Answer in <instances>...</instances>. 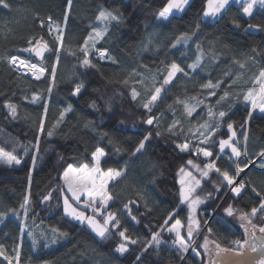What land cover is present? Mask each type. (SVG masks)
Here are the masks:
<instances>
[{
    "label": "trees",
    "instance_id": "16d2710c",
    "mask_svg": "<svg viewBox=\"0 0 264 264\" xmlns=\"http://www.w3.org/2000/svg\"><path fill=\"white\" fill-rule=\"evenodd\" d=\"M5 2L9 7L0 4V149L21 163H0V252L4 256L0 264L17 259V252L18 264H203L204 255L198 248L203 236L229 248L232 241L245 238L225 209L231 206L237 213H250L259 206L257 192L264 194V168L248 165L264 151V113L254 111L248 119L251 105L242 99L248 88L257 86L252 81L264 69V8L255 5L248 17L243 15V4L231 3L222 16L204 20L205 0H190L180 14L158 20L168 0ZM101 11L120 17L105 21L106 31L95 45L97 51L107 49L115 63L101 61L89 51L92 66L84 67L82 46L102 21L97 19ZM49 18L61 27L62 44L48 35ZM249 24L261 27L249 29ZM36 41L46 42L52 51L40 62L46 70L40 79L18 73L9 63L11 56L34 59L31 52ZM58 46L59 53L55 51ZM173 62L184 72L164 86L151 112L157 120L147 125L144 121L149 113L142 107L143 98L163 83ZM193 64L195 69L189 67ZM210 81L214 85L220 82V86L203 87ZM78 85H82L80 93L74 96ZM133 89L140 94L135 101ZM34 95L39 98L36 102ZM183 102L195 106L191 116ZM93 103L95 107L90 106ZM7 105L15 106V116ZM69 106L71 111H65ZM220 111L226 113L223 119ZM61 112L65 113L63 119ZM205 123L216 131L206 143H200L204 139L200 126ZM228 123L233 124L234 141L245 154L238 160L246 168L243 178L247 180L239 196L232 194L231 186L215 169L202 175L210 162L235 174L236 159L219 149V141L231 135ZM170 125L175 134L169 132ZM157 132L162 134L157 136ZM149 134L144 149L133 155ZM184 143L189 149L182 152L176 145ZM97 148L104 153L100 167L121 173L108 185L112 199L102 211L116 213L121 221L119 231L126 229L130 240L137 241L127 242L122 254L116 248L123 240L111 225L106 236L98 238L63 213L64 169L68 164L91 166ZM199 149L213 155L204 157L197 154ZM263 164L255 161L258 167ZM181 169L189 170L199 181L195 193L203 201L198 207L203 229L194 245L199 260L189 254L184 257L175 245L168 231L174 219L164 223L174 214L187 238L186 209L180 202L178 184ZM49 193L51 198L45 201ZM25 207L29 209L26 222L32 224L29 237L21 232L19 222ZM98 219L103 217L98 215ZM252 220L263 226V213ZM208 228L213 231L209 233ZM153 232L159 234L158 242L152 241Z\"/></svg>",
    "mask_w": 264,
    "mask_h": 264
},
{
    "label": "snow or ice",
    "instance_id": "6c2138e0",
    "mask_svg": "<svg viewBox=\"0 0 264 264\" xmlns=\"http://www.w3.org/2000/svg\"><path fill=\"white\" fill-rule=\"evenodd\" d=\"M69 3H71V0H69ZM231 3V0H205L204 8H203V15L204 17H219L222 16L223 12L226 10V7L229 6ZM237 4L242 3L243 8L242 12L244 16L250 17L253 13V8L256 4H259L261 8H264V0H236ZM0 4L3 5V7L7 8L9 5L5 2V0H0ZM190 4V0H168L167 4L163 7L162 11H160L159 16L164 18L165 20L168 19L169 13H172L173 10L176 11H184L185 7ZM98 20H106V21H118L120 17L117 14H114L112 12H105L101 11L99 12L97 16ZM51 20V18H49ZM234 24L237 28L240 27L239 23H236L234 21ZM51 29V24L49 25ZM261 26L259 25H252L249 24L248 28L253 29L257 28L259 29ZM57 32L58 35L55 37L57 41H59L62 44V37L63 33L59 30L57 26ZM93 32L95 34V38H91V45L92 47H95L97 40L103 38L104 33L101 31H96L93 29ZM189 37L185 36L184 39H188ZM89 40L90 38H86L84 41V45L82 46V52L85 57V59L82 61V65L84 67H91L92 63L89 57ZM179 42V41H178ZM36 43L39 45L41 42L36 41ZM48 45L45 42L42 46L41 51H37L36 54L39 56L42 54V51H47ZM61 48L58 46L55 51L59 53ZM99 57L101 59H112L107 54V49H100L98 50ZM115 63V61L113 60ZM9 63L12 65H16L17 63V57H11L9 60ZM19 64L26 66L27 70L32 73V75L36 79H40V76L43 75L45 72V68L43 66H38L34 63H29L24 60H19ZM243 67V65H241ZM190 68L195 69L196 65H189ZM56 71V65L54 64L52 66V73L53 77L55 75ZM184 72V69L180 67L179 64L176 62H173L169 68L167 69V75L163 78V83L159 87H155L154 91H150V93H146L145 97L143 98L142 107L149 113L148 118L144 121L147 125H153L154 121L157 120V117H154L151 115L153 106L157 102V100L160 98L161 92L165 85H169L173 78L176 76L177 73ZM253 85H259V90L255 87H250L247 89L246 92H244L243 100L246 103H250L251 107L248 109V119H251L253 113L255 110L259 109L261 113H264V69H262L258 76L255 77V79L252 81ZM220 86V82H217L215 85L211 83V81L203 85L205 88H213ZM82 85H78L76 89L73 91V95H78L80 93ZM49 91H51V88H49ZM210 95H214V93H209ZM229 94L227 92L224 93V97H227ZM140 94L137 92L136 89H133L131 91V97L135 101L138 99ZM222 97L221 99H223ZM39 98L37 96H33L32 100L33 102H36ZM177 103H182L181 101L177 100ZM184 103L185 111L187 112L188 116H191L192 113L195 111L194 105H189L186 102ZM91 107H95V103L90 105ZM7 107L10 109V115L15 116L16 108L14 105H7ZM65 111H71V106H69L68 109ZM64 112H61L60 117L63 119ZM211 115V113H210ZM219 117L223 119L226 116V113L224 111H220L218 113ZM176 122H174L175 125ZM247 123V120L245 121ZM174 125L169 126V132L172 134L174 133ZM203 131L200 132V135L204 137L203 140L200 141V143H206L207 140L215 133L216 128L213 126H210L209 124L205 123L200 126ZM228 131L231 133V135L228 137V139H221L219 141V149L221 153L225 152V149H230L231 156L232 157H239L241 155V152L239 148L237 147L236 143L233 142V138L235 137V132L233 131V124L228 123L227 124ZM44 130V120L41 119L40 121V131L42 132ZM162 133L157 132V136H160ZM48 135L51 136L52 132L49 131ZM38 139L37 138V151H38ZM150 139L149 136H145L142 140H140L138 146L135 148L133 155L136 153H139L142 149H144L146 142ZM177 148L180 149V151H187L189 149V144H177ZM202 151L204 157H211L213 155L212 152L207 150L199 149L198 153ZM103 150L97 148L94 153H92V161L94 162L91 166L88 163L81 164L77 167H74L72 164H68V166L64 169L63 175L61 177L64 186L67 189V193L61 189V194L63 196V204H64V213L67 216L72 217L74 220L80 221L81 223L87 222V225L91 228V230L99 237L104 238L106 234L109 231V225H111V228L118 230L119 236L121 239L125 242H129L132 244L137 243L136 240H130V237L126 234V229L123 231H119V226L121 224L120 219L118 218L116 213L109 212L107 216H103V211L106 210L108 206V202L112 199V197L109 195L108 192V185L109 182L114 180L116 177H119L121 173L119 171H115L113 169H107L106 171L103 170L100 167V157L103 156ZM261 156H264V151L260 153ZM36 157H33V162L35 163ZM0 160H3L4 162L8 164L16 163L20 164L21 161L16 158V156L12 155L11 153H7L0 149ZM189 164L192 163L191 160L188 161ZM244 167H247L245 165ZM215 169V171L223 177V181L227 182L228 186H231V191L236 196H239L241 194V190L245 187V183L241 181L239 184L235 183L236 176H238L244 169L240 167L239 164H237L235 169V174L232 175L229 173L228 170H221L220 168L216 167L214 162H210L205 165V171L202 173V175L207 176L208 171ZM181 172H183V169H181ZM190 175V174H189ZM181 183V189H180V202L181 204L187 203L188 205V229H187V239H191L194 235V232H198L200 229V221L195 218V213L197 207L203 202L198 197L193 199L191 198L192 192L195 189V186L199 184V181H195L194 184H187L185 181H180ZM220 189L217 188V191ZM253 191H256L255 188H253ZM70 194V195H69ZM258 196H261L259 206H254L251 208L250 213L244 212L240 214V220L242 223L240 224V227L244 229L245 238L243 240H235L232 241L233 247H222L219 242L211 241V243L215 244V255L212 258L211 264H264V236H257L255 232L253 231L251 234H249V226H251L252 229H255L257 227L256 224L253 223L252 218L256 217L260 213H264V194H261L257 192ZM85 197L84 199V207L85 208H91L94 215L93 216H86L84 212L79 211L76 207L73 206L72 202H75L76 204H79L81 202V197ZM51 193L44 196V200H50ZM28 196H25L24 198V204L28 203ZM21 207H24L22 204ZM225 213L227 216H232L233 209L231 206L225 209ZM96 215L103 216V224H100L99 221L95 218ZM130 215V212H129ZM133 220H135V217H132ZM174 219V223L171 224V227L168 228L169 232H174L176 235V245L181 253H186L189 251V244L186 243L185 238L181 235L180 229L183 227L182 222L180 219H175L174 214H169L168 219L165 220V225L169 224L170 221ZM207 224V221L204 222ZM55 231V230H54ZM213 230L211 228H208V232L211 233ZM259 232L264 233V226L259 227ZM31 235V234H30ZM152 241L158 242L159 241V234L156 232L152 233ZM55 242V240H53ZM210 241L207 236L204 238V243L200 245V247L204 248L205 251H209L208 245ZM33 244H36V240L33 239ZM245 247H247V251H245ZM117 252L123 253L127 251L126 243H121L116 248ZM193 252H196L195 248L192 249ZM227 253V255H226ZM255 254V255H251ZM2 255V253H0ZM196 255L199 256L200 253L196 252ZM183 258V257H182ZM19 259V252H17V260ZM139 259V257L137 258Z\"/></svg>",
    "mask_w": 264,
    "mask_h": 264
},
{
    "label": "rangeland",
    "instance_id": "374dc122",
    "mask_svg": "<svg viewBox=\"0 0 264 264\" xmlns=\"http://www.w3.org/2000/svg\"><path fill=\"white\" fill-rule=\"evenodd\" d=\"M106 12V11H105ZM176 12H180V11H176V10H173V12L172 13H169V16L170 15H173V14H175V15H177V13ZM180 14V13H179ZM205 18H208V17H205ZM204 18V20H207V19H205ZM158 20H165L164 18H162V17H160V16H158V18H157ZM213 20V19H212ZM106 20H102L100 23H98L96 26H95V30L96 31H101V32H103V33H105V31H106V22H105ZM89 38H90V40H89V45H88V47H89V51H92V52H94L95 53V55L101 60V61H106V62H113V59H101L100 57H99V53H98V51L96 50L97 48L96 47H92V45H91V38H95V34H94V32L89 36ZM100 39H98L97 40V42L99 41ZM109 56V55H108ZM110 57V56H109ZM112 58V57H111ZM31 59V58H30ZM34 60V59H33ZM35 61V60H34ZM37 62V61H36ZM259 90V87H258V89H257V91ZM186 103H188L189 105H192V104H190L189 102H186ZM187 113V112H186ZM175 122H177L176 121V119H175ZM174 124V123H173ZM200 153H202V151H200ZM102 158H103V156H101L100 157V161L102 160ZM91 159H92V157H91ZM239 159V158H238ZM238 159H236V160H238ZM241 159V158H240ZM0 163H2V164H6V165H18V164H16V163H12V164H8V163H6V162H4L3 160H0ZM94 162L92 161V164H93ZM91 164V165H92ZM212 170V169H211ZM211 170H207L208 172L209 171H211ZM198 171H200L199 169H198ZM205 171V165H204V169H203V172ZM190 174V175H189ZM63 175V174H62ZM62 177V176H61ZM117 178V177H116ZM115 178V179H116ZM185 181L186 182V186H187V184H194L195 183V181H197V179L195 178V176L192 174V172H190L189 170H187V169H183V172H181V170H180V172L178 173V184H179V189H181V183H180V181ZM61 181H62V179H61ZM113 181V180H112ZM112 181H110L109 182V184L112 182ZM196 187L197 186H195V189H194V191L192 192V196H191V198H193V199H195V198H197L198 196L196 195V193H195V190H196ZM62 189H63V191L65 192V193H67V189H66V187L64 186V184H63V181H62ZM229 190H230V188H229ZM242 191V190H241ZM229 192V191H228ZM233 194V193H232ZM70 195V194H69ZM233 195H235V194H233ZM84 199H85V197H81V202L79 203V204H76L75 202H72L73 203V206L74 207H76L79 211H82V212H84V214L86 215V216H93L94 215V213H93V211H92V209L91 208H85L84 207ZM62 206H63V213H64V204H63V196H62ZM184 206H185V211H186V220H187V228H186V231H187V229H188V216H189V212H188V205H187V203H185L184 204ZM199 207V206H198ZM198 207H197V209H196V213H195V218L197 219V220H199V221H201V216L199 215V212H198ZM28 211H29V209L28 208H24V211H23V214H22V217L19 219V222H20V224H21V232L22 233H26V236L27 237H29L30 236V234H31V231H32V227H31V222H26L27 221V214H28ZM233 215L231 216V218H232V220H234L239 226H240V224L242 223V221L240 220V214L241 213H237V212H235V210H233ZM64 215H65V213H64ZM108 215V212H105V213H103V216H107ZM66 217H68V218H70V219H72V220H74L72 217H70V216H67V215H65ZM102 216V217H103ZM263 217H264V213H263ZM95 218L99 221V223L100 224H103V219L102 220H100V219H98V215H96L95 216ZM74 221H76V222H78V223H80V224H83V225H85L96 237H98V238H100L99 236H97L92 230H91V228L87 225V222L85 221L84 223H81L80 221H77V220H74ZM174 223V222H173ZM264 226V225H263ZM171 227V225L168 227V228H170ZM259 227H261V226H258L257 225V227L255 228V229H252L251 228V226H249V234L251 233V232H253V231H256V232H258V233H260L259 232ZM203 229V228H202ZM202 229H200L198 232H194V235H193V237L189 240V239H187L185 236H183L182 235V230H183V227L180 229V231H181V235L185 238V241H186V243H188L189 244V251L188 252H186V253H183L184 254V257H185V255H187V254H189V255H192L193 257H195L197 260H199V256H197L196 255V252H198V250L194 247V245H195V243H196V241H197V239H198V237H199V235H200V233H201V231H202ZM242 230H243V233H244V229L242 228ZM173 236H174V243H175V241H176V235H175V233L174 232H170ZM260 234H263L264 235V233H260ZM244 235H245V233H244ZM204 238H205V236H203L202 238H201V242L199 243V245H198V248H199V250L203 253V255H204V262H203V264H211V259H212V256H213V252H214V250H215V244L214 243H211V241H213V240H211V239H209V241H210V243H209V245H208V249H209V251H205V249L204 248H202V247H200V245H202L203 243H204ZM130 242V241H129ZM121 243H126V247H127V242H125V241H122ZM120 243V244H121ZM175 245H176V243H175ZM177 246V245H176ZM178 248V247H177ZM193 248H195V250H196V252H193L192 251V249ZM1 253V252H0ZM120 253V252H119ZM124 253V252H123ZM120 254H122V253H120ZM0 258H4V256L3 255H0ZM6 263L7 264H18L19 262H18V260L17 259H15V260H8V259H6ZM21 264H30V263H28V262H24V263H21Z\"/></svg>",
    "mask_w": 264,
    "mask_h": 264
},
{
    "label": "built area",
    "instance_id": "2783aa9c",
    "mask_svg": "<svg viewBox=\"0 0 264 264\" xmlns=\"http://www.w3.org/2000/svg\"><path fill=\"white\" fill-rule=\"evenodd\" d=\"M51 24V29H50V27H49V25ZM57 26H58V28H59V30L61 31V27L56 23V22H54V21H52V20H49V19H47L46 20V29H47V32H48V35L50 36V38L54 41V42H56V43H58L59 41H57L56 39H55V37L58 35V32H57ZM96 56V55H95ZM11 57H17V63H16V65H12V64H10L18 73H20V74H22V75H24V76H27V77H30V78H35L33 75H32V73L30 72V71H28L27 70V68H26V66H23V65H20L19 64V60H24V61H27V62H29V63H34V64H37L38 66H43L41 63H39V62H36V61H34L33 59H30V58H27V57H20V56H11ZM10 57V58H11ZM97 57V56H96ZM10 58H9V60H10ZM45 72H46V70H45ZM44 72V73H45ZM43 73V74H44ZM240 158H245V154H242L241 155V157ZM239 158V159H240ZM238 159V160H239ZM257 159H259V160H262L263 161V163H264V156H259ZM256 159V160H257ZM238 160H236L235 162H234V167H235V169H236V166H237V164H238ZM255 160V161H256ZM255 161H252V162H250L248 165H250V166H254V167H256V168H264V164H263V166H261V167H258V166H256L255 165ZM244 170L238 175V176H236V180H235V183L236 184H239L241 181H243L244 183H245V185H246V183H247V180L245 179V178H243V173H244V171L246 170V168H243ZM230 190H231V187H230Z\"/></svg>",
    "mask_w": 264,
    "mask_h": 264
},
{
    "label": "water",
    "instance_id": "95a60500",
    "mask_svg": "<svg viewBox=\"0 0 264 264\" xmlns=\"http://www.w3.org/2000/svg\"><path fill=\"white\" fill-rule=\"evenodd\" d=\"M42 46H43V43H40L39 45L38 44H36L33 48H32V52H31V55H32V57L34 58V60L35 61H37V62H41L42 61V59H43V57L44 56H49L50 54H51V49L48 47V50L47 51H42V54L41 55H37L36 54V52L37 51H41L42 50ZM213 215V214H212ZM211 215V216H212ZM207 223H208V221H207ZM206 225L207 224H205V227H206ZM255 232V234L257 235V236H264L263 234H260V233H258V232H256V231H254ZM252 233V232H251ZM250 233V234H251ZM245 251H247V247H245ZM215 255V250H214V252H213V256ZM226 255H227V253H226ZM251 255H255V254H251ZM213 256H212V258H213ZM211 261H212V259H211Z\"/></svg>",
    "mask_w": 264,
    "mask_h": 264
},
{
    "label": "crops",
    "instance_id": "0c3cea01",
    "mask_svg": "<svg viewBox=\"0 0 264 264\" xmlns=\"http://www.w3.org/2000/svg\"><path fill=\"white\" fill-rule=\"evenodd\" d=\"M231 3H236V0H231ZM230 3V4H231ZM237 4V3H236ZM240 4H242V3H240ZM256 5H259V4H256ZM177 14H179V13H181V11L178 13V12H176ZM202 17H203V19L205 18L204 17V15L202 14ZM217 18V17H216ZM216 18H213V17H208V18H205V19H207V20H212V19H216ZM258 86V85H257ZM257 86H254L256 89H257ZM238 91H240V89H238ZM247 91V90H246ZM245 91V92H246ZM243 99V98H242ZM244 101V100H243ZM255 112H257L258 114H262L260 111H259V109H257V110H255ZM228 139V138H227ZM235 138H233V142L235 143ZM237 147L239 148V150H240V152H241V155H242V150H241V148L237 145ZM225 152H228L229 153V156L232 158V159H238L239 157H232L231 156V151H230V149H225Z\"/></svg>",
    "mask_w": 264,
    "mask_h": 264
}]
</instances>
